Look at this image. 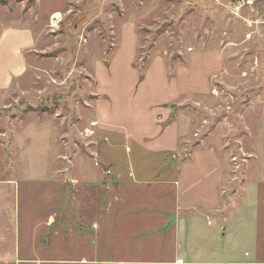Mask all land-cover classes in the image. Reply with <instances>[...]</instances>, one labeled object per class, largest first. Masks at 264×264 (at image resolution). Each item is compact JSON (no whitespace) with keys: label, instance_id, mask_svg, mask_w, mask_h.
<instances>
[{"label":"rangeland","instance_id":"rangeland-1","mask_svg":"<svg viewBox=\"0 0 264 264\" xmlns=\"http://www.w3.org/2000/svg\"><path fill=\"white\" fill-rule=\"evenodd\" d=\"M257 4L235 14L251 22V38L244 32L230 36L239 47L211 79L213 92L177 106L194 117L186 151L216 134L238 153L247 106L254 132L264 128V8L259 12ZM226 32L224 17L215 22L192 0H0V86H6L0 92V264H97L83 258L94 246L82 209L102 193L97 185H79L87 155L98 153L100 170L107 168L99 146L78 138L99 119L89 111L92 92L114 72L123 79L119 90L128 88L125 57L134 38L139 48L133 72L141 78L156 58L171 70L186 65L192 52L223 47ZM23 67L22 78L13 79ZM126 94L122 108L133 103ZM258 142L264 148L263 133ZM119 155L124 158L126 149ZM106 252L108 264L137 259L125 250L112 255L109 246Z\"/></svg>","mask_w":264,"mask_h":264},{"label":"crops","instance_id":"crops-1","mask_svg":"<svg viewBox=\"0 0 264 264\" xmlns=\"http://www.w3.org/2000/svg\"><path fill=\"white\" fill-rule=\"evenodd\" d=\"M192 1L205 6L215 22L224 17L229 40L223 47L192 52L186 65L176 70H170L164 58H156L140 78L133 72L139 48L134 38L125 57L128 88L119 90L123 79L114 72L92 92L96 97L89 111L95 110L99 119L81 129L78 138L99 146L107 168L100 170L98 153L84 157L88 170L78 184L97 185L102 193L100 199L83 202L82 218L89 224L87 234L94 246L85 245L90 251L84 260L93 257L97 264H108L109 246L112 255L125 250L137 258L118 264H264V148L258 142L264 128L261 134L254 132L247 106L241 115L238 153L234 155L216 134L186 151V130L194 117L177 110L185 98L213 92L211 79L223 73L231 52L239 47L230 36L244 32L251 38V22L235 17L234 0ZM255 1L260 12L264 0ZM25 70L11 77L21 79ZM92 77L97 88L99 82ZM4 88L0 86V92ZM125 91L133 103L122 108ZM119 148L126 149L124 158Z\"/></svg>","mask_w":264,"mask_h":264},{"label":"built area","instance_id":"built-area-1","mask_svg":"<svg viewBox=\"0 0 264 264\" xmlns=\"http://www.w3.org/2000/svg\"><path fill=\"white\" fill-rule=\"evenodd\" d=\"M236 9H234L236 15L237 12L242 9L243 7H250L255 4V0H234L233 2Z\"/></svg>","mask_w":264,"mask_h":264}]
</instances>
